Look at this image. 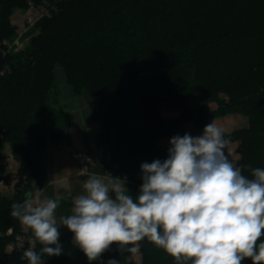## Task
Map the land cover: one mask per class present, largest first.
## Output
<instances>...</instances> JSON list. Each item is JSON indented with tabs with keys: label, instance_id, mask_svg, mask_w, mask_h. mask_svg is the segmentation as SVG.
Returning a JSON list of instances; mask_svg holds the SVG:
<instances>
[{
	"label": "trees",
	"instance_id": "1",
	"mask_svg": "<svg viewBox=\"0 0 264 264\" xmlns=\"http://www.w3.org/2000/svg\"><path fill=\"white\" fill-rule=\"evenodd\" d=\"M44 1L56 9L31 28L28 44L18 51L0 45V145L20 148L17 191L0 195L4 264H29L3 251L13 238L6 233L21 228L10 216L11 205L47 185L45 152L66 139L71 124L68 110L45 111L57 64L76 94L94 96L90 107L101 126L102 164L111 178L127 180L134 198L143 183L141 165L167 159L171 146L162 141L182 137L186 121L204 129L211 116L246 115L247 128L224 136L238 143L234 165L242 174L250 177L245 165L264 169V0H0V37L14 41L12 15ZM191 99L202 106L191 111ZM164 104L181 106L180 116L164 118ZM210 104L217 109L210 112ZM137 123L148 130H134ZM73 236L68 230L59 238L62 254L43 255V264H130L118 244L90 262ZM41 247L38 242L36 251ZM139 251L140 264H176L147 238Z\"/></svg>",
	"mask_w": 264,
	"mask_h": 264
},
{
	"label": "clouds",
	"instance_id": "2",
	"mask_svg": "<svg viewBox=\"0 0 264 264\" xmlns=\"http://www.w3.org/2000/svg\"><path fill=\"white\" fill-rule=\"evenodd\" d=\"M228 143L213 122L200 136L172 137L167 159L141 165L143 183L135 198L122 179L105 183L93 174L60 225L55 216L59 200L34 199L25 192L27 199L13 203L10 216L30 229L42 247L37 252L33 245L22 258L43 264V255L60 256L58 229L63 225L90 262L112 244L135 254L147 238L176 264H241L246 258L264 264V169L245 165L250 177L242 174L226 154Z\"/></svg>",
	"mask_w": 264,
	"mask_h": 264
},
{
	"label": "crops",
	"instance_id": "3",
	"mask_svg": "<svg viewBox=\"0 0 264 264\" xmlns=\"http://www.w3.org/2000/svg\"><path fill=\"white\" fill-rule=\"evenodd\" d=\"M54 79L56 89L48 94L45 102V111L49 112L55 107L64 108L68 110L70 114L71 124L66 139L63 140L58 147L49 148L45 152L44 164L46 169L47 185L44 188L42 196L44 199L51 198L59 200L60 203L55 211V216L57 225H60L61 216L71 215L73 198L84 193L83 183L93 174L103 178L105 183H108L109 179H122L130 195L131 193L126 179L119 177H106V170L102 164L101 126L100 123L94 119L90 107L91 102L94 100V96L91 94H76L73 86L67 80L64 67L60 64L55 66ZM187 106L191 111H195L202 106V103L191 99ZM217 107L218 106L214 104L213 111L216 110ZM100 112L104 115L106 114L107 109L105 107H101ZM181 112L182 107L178 105L164 104L162 106V116L164 117V113L169 114V116L164 118L179 117ZM221 117L234 118L235 115L230 114ZM227 125L229 126V121H227ZM233 125L234 124H230L231 127L229 126L228 128L226 124H222L221 129H223V133L228 134L237 130V128L233 129ZM133 129L145 132L148 130V126L145 123H137L133 125ZM181 131L183 135L187 133L193 137H197L202 135L203 128L198 127L193 121H186L181 125ZM117 133L118 131L115 129V135H113L112 130V146L114 148L117 146ZM162 144L168 145L167 140H163ZM7 145H12L14 148L18 149L20 157V148L18 144H6L4 150ZM237 147L238 143L229 141L227 149L225 150L229 160L233 162V164L236 160H238ZM76 151H84L92 156L93 160L92 163L87 166L88 175L85 177L79 175L81 168L76 163L73 155ZM98 159H101V161ZM112 195L114 197V194ZM58 231L60 232L59 238H61L68 231V229L66 226L62 225L59 227ZM127 247H131V245H128ZM124 250L130 264H140V251L132 254L126 249Z\"/></svg>",
	"mask_w": 264,
	"mask_h": 264
},
{
	"label": "built area",
	"instance_id": "4",
	"mask_svg": "<svg viewBox=\"0 0 264 264\" xmlns=\"http://www.w3.org/2000/svg\"><path fill=\"white\" fill-rule=\"evenodd\" d=\"M56 2V1H55ZM56 9V4L51 2L44 1L42 3L30 2L27 14L25 17L14 24L17 25V28L23 32L27 33L32 27L36 25L38 21L45 17H51ZM5 145H0V195L1 196H12L18 185L20 183V178L18 175L19 164L15 165L13 163L14 154L5 155L4 154ZM74 158L81 168L79 175L85 177L88 175L87 166L92 163V156L85 152H74ZM106 177L110 178V174L106 172ZM45 188V187H44ZM44 188L37 190L33 194V198L38 195L41 200H43V191ZM7 236H12L13 238L9 241L4 247L3 251L5 255L13 256L19 255L22 261H27V259L22 258L23 252L30 248L35 247L37 250L38 241L34 240L33 234L30 229L26 228L21 224L20 232L14 233L12 230H9L6 234ZM0 264L3 263V254L0 250ZM241 264H244L241 262Z\"/></svg>",
	"mask_w": 264,
	"mask_h": 264
},
{
	"label": "rangeland",
	"instance_id": "5",
	"mask_svg": "<svg viewBox=\"0 0 264 264\" xmlns=\"http://www.w3.org/2000/svg\"><path fill=\"white\" fill-rule=\"evenodd\" d=\"M28 10H17L11 17L12 19V25L13 27L16 28L15 33H16V37L14 39V41H10L9 39H2L0 37V45L1 44H6V50L10 51H18L23 49L28 42L30 41L31 37H32V30L30 29V32L27 33H23L21 32L18 28L17 25L14 24L16 22H19L20 20H22L25 15L27 14ZM216 105V104H215ZM213 107L214 104H210L209 105V111L212 112L213 111ZM172 115V114H170ZM235 117L234 118H223L221 116H211L210 117V121L209 123L213 122L215 123L218 127H222V124H226V126L229 128L230 124H234V128H237V130L242 129V128H247L249 126V120L247 118L246 115L242 114V113H234ZM169 116L168 113H164V117ZM238 117V118H236ZM230 119V120H229ZM223 121V122H222ZM227 121H229V126L227 125ZM231 127V126H230ZM232 129V130H233ZM113 135H115V129H113ZM166 143V142H165ZM167 144L171 146L170 144V140H167ZM227 149V146H226ZM225 149V150H226ZM5 155H10V154H14V159H13V163L15 165H18L20 162V157H19V152L18 149L14 148L12 145H7L5 150L3 151ZM76 152H84V151H76ZM238 158H239V154L237 153ZM99 161H101V159H98ZM76 161V160H75ZM236 162V161H235ZM77 163V162H76ZM235 164V163H234ZM17 191V190H16ZM16 191L14 193H12V196L16 193ZM7 234V233H6ZM135 263V262H134Z\"/></svg>",
	"mask_w": 264,
	"mask_h": 264
}]
</instances>
